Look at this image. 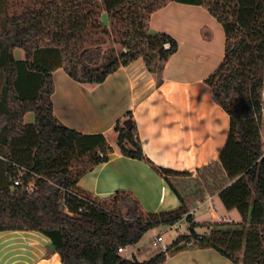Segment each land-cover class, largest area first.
<instances>
[{"label":"trees","instance_id":"1","mask_svg":"<svg viewBox=\"0 0 264 264\" xmlns=\"http://www.w3.org/2000/svg\"><path fill=\"white\" fill-rule=\"evenodd\" d=\"M171 2L204 7L223 27L224 61L206 83L230 116V132L220 167L201 172L195 183L204 190L193 192L192 182L183 180L190 174L146 159L132 113L119 120L122 155L151 163L182 204L176 211L145 213L131 193L99 200L77 187L89 170L75 174V159L101 153L93 159L97 166L113 149L104 135L82 134L55 117L54 71L63 68L78 83L100 85L143 59L161 84L179 45L168 34L151 33L150 20ZM5 4L0 0V8ZM13 7L10 13L7 5L0 9V233L39 232L62 264H164L191 248L213 249L234 264H264V0H23ZM17 49L25 60L16 59ZM28 113L35 115L33 124L25 123ZM206 193L218 194L241 221L207 224L209 233H197L201 225L190 208ZM184 218L189 232L166 252L145 261L120 254L151 230Z\"/></svg>","mask_w":264,"mask_h":264},{"label":"crops","instance_id":"2","mask_svg":"<svg viewBox=\"0 0 264 264\" xmlns=\"http://www.w3.org/2000/svg\"><path fill=\"white\" fill-rule=\"evenodd\" d=\"M103 18L107 22L106 14ZM150 32L168 34L179 45L164 66L161 84L143 59L120 68L100 85L78 83L63 68H58L54 71L52 101L54 115L62 124L85 135L102 134L113 149L108 162L93 166L82 175L77 184L80 191L99 200L128 192L143 212L158 214L176 211L182 204L151 163L190 174L183 179L195 185L190 190H204L203 186L196 187L195 179L201 181V172L206 168L220 167L217 163L229 137L230 116L216 102L206 83L224 61L226 45L223 27L209 11L201 6L171 2L152 14ZM18 50L16 59L25 60L26 54ZM1 74L2 70L0 77ZM129 112L137 125L146 159L151 163L126 157L118 148L119 133L115 126ZM213 182L209 179L208 184ZM218 198V194L206 193L202 201L191 205L194 221L201 225L196 228L197 233L208 232L207 224L235 222L226 214L219 217ZM200 209L211 220L197 222L194 214ZM175 240L176 237L170 244ZM138 245L128 247L123 257L139 258L146 244L136 249ZM131 247L134 251L125 256ZM191 249L169 256L164 264H234L213 249ZM0 264L62 262L45 235L7 231L0 233Z\"/></svg>","mask_w":264,"mask_h":264},{"label":"rangeland","instance_id":"3","mask_svg":"<svg viewBox=\"0 0 264 264\" xmlns=\"http://www.w3.org/2000/svg\"><path fill=\"white\" fill-rule=\"evenodd\" d=\"M6 1V4L4 5V6H2L0 9H2V8H4L6 5L8 6V12L10 13L11 12V10H12V8L11 7H13V6H16V5H18V4H20L21 3V1H23V0H5ZM20 1V3H18V2ZM14 8V7H13ZM1 19H2V14H1V11H0V23H1ZM1 26V25H0ZM18 50V49H17ZM17 50H15V52H14V54H15V57H18V55H19V52H17ZM19 51V50H18ZM21 53H23L24 51H20ZM25 53V52H24ZM264 96V93L262 94V98H264L263 97ZM263 115H264V102H263ZM35 120H34V113H28L27 115H26V117H25V123H33ZM261 134H262V138L264 139V127L262 128V130H261ZM114 140V139H113ZM112 139H111V141L114 143V141H113ZM97 156H102V154L101 153H99V154H96V155H93V157L91 158V157H88V156H86V157H80V158H77V159H75V161L73 162V166H72V168H73V172L76 174V173H78V172H82V171H87V170H90L91 168H93V164H94V162H93V159L95 158V157H97ZM195 188V185H191V189H194ZM216 203L219 205V210H218V214H219V217L221 218L222 216V214L223 215H227L228 217H230L233 221H235V222H238V221H240L241 220V216L236 212V211H234V210H232V211H228L222 204H221V201H220V199L218 198L217 200H216ZM202 210L203 209H200V210H197L196 212H195V214H194V216H195V220L197 221V222H203V221H205V220H211V218H209V216L208 215H202ZM124 213H126V209H124ZM179 225L180 226H183V229L185 230L186 229V231L187 232H189V225H188V223H187V220H186V218H184L180 223H179ZM207 233H209V230H208V232H206V234ZM158 235H163V237H164V239H165V241L167 242V243H171V240L172 239H174L175 238V234L172 232V231H167V228H165V227H157V228H155V229H153V230H151L144 238H143V240L139 243V245L136 247V249L137 248H139V247H141V246H143L144 244H148L149 245V241L152 239V238H154V237H156V236H158ZM20 247V246H19ZM147 247V248H146ZM17 249V248H16ZM20 250V249H19ZM142 250V249H141ZM192 250V249H191ZM134 251V248L133 247H131L129 250H128V252L125 254V256H129V254H130V252H133ZM13 252H16V250L15 251H13ZM158 252H156V251H152L151 249H150V247L149 246H147V245H145V247L143 248V250H142V253H140V255H139V258L137 257V259H139V260H141V261H143V260H145V259H147L148 257L149 258H151L152 256H154L155 254H157ZM122 256H124L123 255V253H120ZM238 256L240 257V258H242V254L241 253H239L238 254ZM22 258V257H21Z\"/></svg>","mask_w":264,"mask_h":264},{"label":"built area","instance_id":"4","mask_svg":"<svg viewBox=\"0 0 264 264\" xmlns=\"http://www.w3.org/2000/svg\"><path fill=\"white\" fill-rule=\"evenodd\" d=\"M164 48L165 50H170L171 44L170 43L165 44ZM167 231H172L176 235L175 236L176 239L187 234L186 229L184 230L183 226H180L179 224L167 227ZM148 243L149 245L147 243L146 245H148L152 251H156V252H166L168 250V247L170 246V243H167L165 241L163 235H158L152 238ZM188 246H191V243H188ZM127 248L120 249L119 252L124 254ZM134 256L131 255L130 258L132 259Z\"/></svg>","mask_w":264,"mask_h":264},{"label":"flooded vegetation","instance_id":"5","mask_svg":"<svg viewBox=\"0 0 264 264\" xmlns=\"http://www.w3.org/2000/svg\"><path fill=\"white\" fill-rule=\"evenodd\" d=\"M263 93H264V91H263ZM264 97V96H263ZM263 102H264V98L262 99V105H263Z\"/></svg>","mask_w":264,"mask_h":264},{"label":"bare ground","instance_id":"6","mask_svg":"<svg viewBox=\"0 0 264 264\" xmlns=\"http://www.w3.org/2000/svg\"><path fill=\"white\" fill-rule=\"evenodd\" d=\"M225 222H231V221H229V220H224ZM179 224V223H178Z\"/></svg>","mask_w":264,"mask_h":264}]
</instances>
